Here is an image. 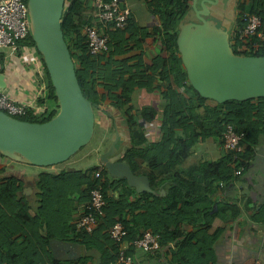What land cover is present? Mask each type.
<instances>
[{
	"label": "trees",
	"instance_id": "trees-1",
	"mask_svg": "<svg viewBox=\"0 0 264 264\" xmlns=\"http://www.w3.org/2000/svg\"><path fill=\"white\" fill-rule=\"evenodd\" d=\"M90 2L66 0L61 18V31L75 63L79 84L85 97L92 101L94 111L99 101L108 98L110 106L123 113L130 143L119 160L127 162L135 174L144 165L143 174L148 176L152 189L157 193L163 190L164 194L136 193L125 179L110 177L102 164L86 169L51 170L50 166L40 168L30 180L34 208L22 192L26 181L6 172L2 161L7 158L0 153V264H72L58 261L50 251L52 240L66 241L72 234L86 248L99 249L102 264H114L117 246L110 238V230L117 222L127 231L124 240L131 255L136 249L134 241L150 230L159 235L162 249L178 241L177 248L169 251L175 264H211L215 260L214 245L224 231L216 228L210 233L214 222L236 218L241 212L237 203L219 196L238 175L232 167L231 152H221L216 161L189 163V159L200 142L212 138L219 143L225 125L232 124L237 133L244 134L245 151L237 165L244 167L243 174L264 135V98L219 104L201 97L189 84L177 36L179 24L194 18L192 0L147 1L157 17V26L148 31L130 16L126 35L111 32L108 52L96 57L89 54L82 33L85 26L92 24ZM237 10L238 26L242 24L241 12L264 18V0L239 3ZM30 40L35 44L32 34ZM229 41L236 55L264 56V46L250 47L245 35L232 31ZM144 42L154 51L149 62L143 51L122 58L133 48L141 50ZM158 45L161 49L157 51ZM43 64L46 86L40 102L48 101L54 108L41 115L30 112L17 117L20 120L44 123L59 112L44 60ZM98 87L105 90L102 97ZM136 89L156 92L163 103L137 108L133 104ZM211 101L214 103H208ZM153 123L159 129L157 136L150 139L146 127ZM95 130L96 124L91 141ZM95 154V150L89 152L87 158L91 160ZM98 170L101 175L95 178ZM98 186L105 196L104 217L91 234L77 231L72 224L74 212L90 200V191ZM254 219L264 221V203ZM186 225L191 229L185 230Z\"/></svg>",
	"mask_w": 264,
	"mask_h": 264
},
{
	"label": "water",
	"instance_id": "water-1",
	"mask_svg": "<svg viewBox=\"0 0 264 264\" xmlns=\"http://www.w3.org/2000/svg\"><path fill=\"white\" fill-rule=\"evenodd\" d=\"M218 2L192 0L197 21L179 24L177 47L189 84L201 97L219 104L264 98V56H239L233 52L230 28L218 25L211 16V6ZM65 3L66 0L27 2L32 38L55 89L59 112L47 122L33 123L0 111V153L12 161L40 168L69 160L91 141L96 122L93 103L83 94L61 31ZM0 86L5 85L0 81ZM119 139L117 132L107 151L99 156L109 176L125 179L136 193L163 195V190L157 193L152 189L147 175L135 174L127 162L116 157Z\"/></svg>",
	"mask_w": 264,
	"mask_h": 264
},
{
	"label": "crops",
	"instance_id": "crops-1",
	"mask_svg": "<svg viewBox=\"0 0 264 264\" xmlns=\"http://www.w3.org/2000/svg\"><path fill=\"white\" fill-rule=\"evenodd\" d=\"M248 1L249 0H238V4H247ZM236 13L238 14L237 8ZM236 13L234 12L233 6L230 5V0H219L217 6H211L212 18L215 21H222L223 24H226L222 26L229 27L230 29L234 26L230 25L235 23ZM229 17H231V21L229 20ZM146 28L148 31L152 30V26L150 25ZM130 45L133 46L134 43H130ZM156 48L157 51L161 49L159 45L156 46ZM141 51L146 54L145 58L149 62L152 53L154 55V51L148 42L142 44L141 50L133 48L122 58L136 55ZM8 57H12V55L9 54ZM0 59V81L5 85L0 86V89L4 93L15 99L17 102L25 103H34V98H37L39 95L36 101L37 104H44V107H47L48 109L54 108V105H50L48 101L43 103L40 102V98H43L44 95L43 88L46 86V76L44 77V86L41 87L37 82L38 77L35 67L21 63L17 58H7L5 60L3 59L2 54L0 55ZM2 76L4 78H2ZM98 92L100 97L105 94V90L102 87H98ZM152 94L156 97L144 99L146 96L145 89H136L133 93V104L136 105L137 108L151 104L155 105L159 95L156 92H153ZM158 102L161 104L163 103V100H158ZM95 119L96 130L97 132L99 131L102 136H107L111 131V142L116 138L118 132L120 139L116 157H121L130 143V132L125 123V116L123 113L114 110L110 106L109 99L105 98L99 101ZM149 130H147L148 133H150ZM156 135L157 133L153 136L155 137ZM111 142L107 145V148L104 151H107ZM215 142L218 144L217 141ZM202 143V145L198 144L196 146L194 153L204 151L207 157L206 160L208 161H216L221 156L207 155L206 150L201 149V147H208L209 153H211L213 145H211L210 142ZM101 153L96 157L97 166H102L99 160ZM88 154L89 152L83 154L80 161L87 157ZM200 161L203 160L200 159ZM249 163V166L245 168L243 174L237 176L236 179L233 180L236 186L240 183L242 186L235 189L234 187H230L226 192L228 189L227 187L225 192L219 194L222 199L237 203L241 208V212L236 218H232L228 214L231 219H227L226 221L217 219L214 222V226L209 231L210 233H213L216 228H223L224 231L218 242L214 245L215 260L214 262H211V264H264V221L254 219L257 211L264 203V135L261 137L260 142L255 146L254 155ZM54 169L57 168L54 167ZM145 171L146 168L142 165L139 169V174L137 175H144L143 172ZM19 178L26 181L25 175L23 177L19 176ZM30 188L32 190H29ZM22 192L25 196L30 198L29 201L33 206L34 199L31 198V196L33 195L34 189L30 182H25ZM109 194H112V192L110 191ZM82 206L83 205L79 206L74 212L72 220L73 225H75V220L77 219ZM184 229L190 230L191 228L186 225ZM50 246L51 253L58 261L72 264H102L101 252L99 249L96 247L86 248L79 239H76L75 236H73V234L66 241L52 240ZM132 254L134 256L135 264H175L167 247L155 252H144L135 249Z\"/></svg>",
	"mask_w": 264,
	"mask_h": 264
},
{
	"label": "built area",
	"instance_id": "built-area-1",
	"mask_svg": "<svg viewBox=\"0 0 264 264\" xmlns=\"http://www.w3.org/2000/svg\"><path fill=\"white\" fill-rule=\"evenodd\" d=\"M27 2L28 0H0V55L2 54L5 60L17 58L21 63L35 67L38 85L43 87L44 64L36 45L30 40L31 23ZM90 3L92 24L85 26L82 33L87 39L89 54L96 57L108 52L111 32L126 29L131 11L128 7H122V0H91ZM239 15L242 24L238 26L235 23L232 31L249 37L250 47H263L264 18L242 12ZM9 54L12 57H8ZM38 96L34 98V103L17 102L0 89V111L15 118L27 116L30 112L41 115L50 109L44 107V104L36 103ZM146 129H150L148 137L152 139L159 128L157 129V125L153 123L147 125ZM243 139V133H237L232 124H226L220 142L217 144L220 152L233 153L232 167L238 176L242 175L244 168L243 166L237 168L245 151L242 146ZM100 175L101 172L98 170L94 177L99 178ZM105 204V196L101 187L93 188L90 191V200L82 206L75 220L76 230L91 234L104 217ZM126 236L127 231L120 222L115 223L110 230V238L117 246L114 264H135L134 256L128 253V243L124 240ZM133 246L144 252H155L162 249L159 235L150 230L145 231L140 239L135 240ZM177 246L178 241L170 242L167 250L176 249Z\"/></svg>",
	"mask_w": 264,
	"mask_h": 264
},
{
	"label": "rangeland",
	"instance_id": "rangeland-1",
	"mask_svg": "<svg viewBox=\"0 0 264 264\" xmlns=\"http://www.w3.org/2000/svg\"><path fill=\"white\" fill-rule=\"evenodd\" d=\"M148 2L146 0H122V7H128L131 11V16H134V22L139 26V27H147V26H152V27H156L157 26V17L154 16L152 14V12L150 11L149 7H148ZM215 6V5H214ZM217 6V5H216ZM213 7V6H212ZM235 23H232L233 26ZM233 29H230V33L232 32ZM117 32H119L118 34L120 35V33H125V29L124 30H118ZM146 91V90H145ZM150 97H156L154 94H152V92H147L146 91V96L144 99H148ZM143 100V99H141ZM158 100L160 101L161 98L158 96L157 101L155 103V106L160 105ZM210 104H213L214 102H208ZM95 115H96V111H95ZM155 130V129H154ZM97 132V130H95V133ZM150 135V133H149ZM156 137V136H155ZM153 136V138H155ZM208 139H212V138H208ZM216 140L212 139V140H205L203 141L204 143H209L211 145H213V148L211 150V153H209L208 147H201V149H205L207 155H215V156H220L222 153L218 150V146L217 143L215 142ZM111 142V131L107 136H102L101 133L98 131L93 140L88 144V146L83 149L82 151L78 152L77 154L73 155L69 160L56 165L57 169H64V168H77V169H86L92 166H97V162H96V157L99 155V153H101L102 151H104L107 148V145ZM203 143L200 142L199 145H202ZM98 149V150H97ZM97 151L94 158H92L91 160H89L87 157H85L82 161H80L81 156L83 154H86L87 152H93V151ZM206 155L204 153V151L201 152H197V153H193L191 158L189 159V163H193L196 162L197 160H206ZM210 158V156H209ZM5 164V169L6 172H8V174H15L17 176H24L26 177V182H30V180L32 179V176L35 175V173H37L40 170V167H36L27 163H22V162H16V161H12V160H8V159H3L2 161ZM55 166H53L51 169L53 170ZM55 167V168H56ZM241 184V183H240ZM238 184V186H236L235 182L230 183V185L228 186V189L226 190V192L229 190L230 187H241L242 185Z\"/></svg>",
	"mask_w": 264,
	"mask_h": 264
},
{
	"label": "flooded vegetation",
	"instance_id": "flooded-vegetation-1",
	"mask_svg": "<svg viewBox=\"0 0 264 264\" xmlns=\"http://www.w3.org/2000/svg\"><path fill=\"white\" fill-rule=\"evenodd\" d=\"M228 1V0H227ZM217 5V4H216ZM227 5H228V3H227ZM230 5L231 6H233V9H234V12L236 13V8H237V6H238V0L237 1H234V0H230ZM237 14V13H236ZM235 14V15H236ZM229 20L231 21V17H229ZM191 21H194V22H196L197 21V19H196V17H195V14H194V18L191 20ZM234 21V20H233ZM217 23H218V25H226V24H223V22L222 21H216ZM114 140V139H113ZM112 140V141H113Z\"/></svg>",
	"mask_w": 264,
	"mask_h": 264
},
{
	"label": "clouds",
	"instance_id": "clouds-1",
	"mask_svg": "<svg viewBox=\"0 0 264 264\" xmlns=\"http://www.w3.org/2000/svg\"><path fill=\"white\" fill-rule=\"evenodd\" d=\"M36 45V44H35Z\"/></svg>",
	"mask_w": 264,
	"mask_h": 264
}]
</instances>
